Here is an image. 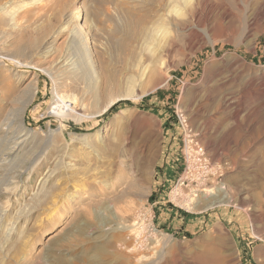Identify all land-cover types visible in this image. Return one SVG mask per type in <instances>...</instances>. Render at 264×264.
Instances as JSON below:
<instances>
[{"label": "rangeland", "instance_id": "rangeland-1", "mask_svg": "<svg viewBox=\"0 0 264 264\" xmlns=\"http://www.w3.org/2000/svg\"><path fill=\"white\" fill-rule=\"evenodd\" d=\"M26 1L0 0V99L11 88L14 109L29 100L32 134L26 158L0 162V264H264V0H178L146 47L157 87L147 74L128 97L104 71L55 65L78 17L105 41L112 31L127 39L126 22L101 32V0ZM136 1L152 15L159 0ZM68 86L80 107L61 101ZM178 111L224 169L229 199L178 208L186 218L163 231L151 189L162 151L182 154Z\"/></svg>", "mask_w": 264, "mask_h": 264}, {"label": "bare ground", "instance_id": "bare-ground-1", "mask_svg": "<svg viewBox=\"0 0 264 264\" xmlns=\"http://www.w3.org/2000/svg\"><path fill=\"white\" fill-rule=\"evenodd\" d=\"M157 1L158 0H156V2ZM177 1L178 0H159L158 5H156L157 8L155 12L152 11L153 9L151 10L152 15L149 14L150 11L148 12L149 15H139L138 10L135 9L137 7L134 3L137 2L136 0H101V6L103 5L104 9L96 15V20L101 26V32L105 31V25H112L113 23L123 21L126 22L127 26V39L124 40L119 38V36L115 34L117 33L116 31H112L107 34V41H105L104 36L97 38L94 33L95 27L92 22L89 24L87 19H84L85 22L83 23L77 16V25H75L76 27H74V30L69 36L67 43L68 48L55 64L57 70L59 73L62 72L67 75L71 74L72 76L80 74L91 76L93 73L95 75L99 73V71H104L109 75L110 83H112L113 86L115 85L118 88H125L126 91L121 94L120 97H128L132 94L137 84H140L142 79L147 74L149 85H151L152 88L157 87L158 72L152 68L153 66L150 69V66L146 65V60L148 59L152 60L150 62V64H152L154 56L152 55L153 57H149L147 55L148 53L146 52L149 51L146 47L148 43L150 45V41L157 36V33L162 30V27L165 24L163 21L168 17L170 18V14L176 11ZM181 1H184L185 4H190L193 0ZM26 2L31 4L32 7H38V10H42L47 6H59L62 0H27ZM44 2L46 5L43 4ZM132 4V7H134L133 9L127 7ZM87 24H89L87 31L92 37L91 42L89 39H87V42L85 41L86 39L84 38L83 31L81 30V27ZM49 43L50 42H48V44ZM90 44L91 46H89ZM50 50L51 49L48 46L46 49L44 48L43 55L51 56L52 51ZM0 64L2 63L0 62ZM164 65H167V63ZM14 69L17 71L16 73L20 72L19 68L16 67ZM69 86L66 87V92L64 91L61 101H63L64 105L68 108L80 107V101L71 94L72 88ZM38 88L39 85L36 81L34 84L35 91H37ZM12 92L13 89L10 88L9 94H6L8 99H0V147L5 145V151L8 150L6 153L0 155V162L2 166L15 160H22L21 158L26 156L24 152L32 142V134L28 133L22 123V117L28 107L29 100L21 104L19 109H14V107L18 104L19 99H16L15 96H10ZM7 104H10V108H6ZM109 107L110 104L105 105L100 110L102 112L107 110ZM8 176V184H11L14 179L17 178V173L10 172L8 173ZM177 193L179 192L174 191L171 197L175 199ZM228 199L229 195L227 193H224L219 197L195 199L191 210L197 206L203 208V210L208 209L212 207V205L220 204ZM209 256L211 255H207L206 259H208ZM217 264L221 263L219 262Z\"/></svg>", "mask_w": 264, "mask_h": 264}, {"label": "built area", "instance_id": "built-area-1", "mask_svg": "<svg viewBox=\"0 0 264 264\" xmlns=\"http://www.w3.org/2000/svg\"><path fill=\"white\" fill-rule=\"evenodd\" d=\"M176 119L183 132V169L169 198L176 207L188 211V206L192 207L195 199L219 197L228 192V189L225 183L224 169L212 162L206 148L200 143L198 136L190 127L187 116L178 111ZM174 191L179 192L175 196L177 200L171 197ZM176 201L183 205L179 206ZM184 205L187 208L183 207Z\"/></svg>", "mask_w": 264, "mask_h": 264}, {"label": "crops", "instance_id": "crops-1", "mask_svg": "<svg viewBox=\"0 0 264 264\" xmlns=\"http://www.w3.org/2000/svg\"><path fill=\"white\" fill-rule=\"evenodd\" d=\"M174 146H167L162 151L163 164L151 189L156 200L154 206L159 212L158 218H156L157 226L163 231L176 226V223L183 222L186 218L182 215L183 212H180L178 207L170 202L168 194L183 169V155L180 153L175 155ZM168 202L171 205H168ZM185 221L188 224L189 220ZM187 226L189 227V225Z\"/></svg>", "mask_w": 264, "mask_h": 264}]
</instances>
